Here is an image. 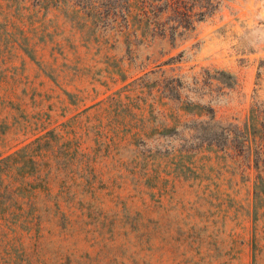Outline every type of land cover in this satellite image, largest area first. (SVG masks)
Segmentation results:
<instances>
[{
  "label": "rangeland",
  "instance_id": "obj_1",
  "mask_svg": "<svg viewBox=\"0 0 264 264\" xmlns=\"http://www.w3.org/2000/svg\"><path fill=\"white\" fill-rule=\"evenodd\" d=\"M216 1L173 43L127 44L0 0V159L26 146L0 264H264V187L235 138L264 102V0Z\"/></svg>",
  "mask_w": 264,
  "mask_h": 264
},
{
  "label": "trees",
  "instance_id": "obj_2",
  "mask_svg": "<svg viewBox=\"0 0 264 264\" xmlns=\"http://www.w3.org/2000/svg\"><path fill=\"white\" fill-rule=\"evenodd\" d=\"M54 6L66 15H72L82 24L93 27L117 29L127 44L151 43L155 39H168L173 43L178 35L190 31L198 21L210 16L217 8L216 0H45V7ZM171 57L170 59H172ZM182 110L197 116L206 115L208 119L192 120L190 123H213L214 113L210 107L190 108L183 105ZM174 117L173 123H180ZM184 123V122H183ZM235 138H240L243 146H254L255 188L264 187V102L254 103L248 111L242 128ZM26 150V146L14 154L0 159V189L5 178L16 167L9 162L13 157ZM262 158V159H261ZM260 161L262 162L260 165ZM10 191L11 183L4 184ZM264 198V193H263ZM7 208L0 209L6 213Z\"/></svg>",
  "mask_w": 264,
  "mask_h": 264
}]
</instances>
